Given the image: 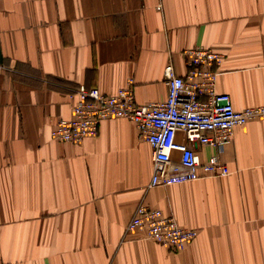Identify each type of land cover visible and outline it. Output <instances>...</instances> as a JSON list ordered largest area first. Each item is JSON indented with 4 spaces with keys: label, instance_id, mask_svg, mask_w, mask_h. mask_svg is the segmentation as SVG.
Here are the masks:
<instances>
[{
    "label": "crops",
    "instance_id": "obj_1",
    "mask_svg": "<svg viewBox=\"0 0 264 264\" xmlns=\"http://www.w3.org/2000/svg\"><path fill=\"white\" fill-rule=\"evenodd\" d=\"M224 58L215 91L264 105V0H0V264H264V121L234 129L228 175L147 189L152 150L128 119L79 145L50 138L79 86L164 101L184 50ZM201 162L216 153L197 149ZM197 237L172 251L125 235L135 207Z\"/></svg>",
    "mask_w": 264,
    "mask_h": 264
},
{
    "label": "built area",
    "instance_id": "obj_2",
    "mask_svg": "<svg viewBox=\"0 0 264 264\" xmlns=\"http://www.w3.org/2000/svg\"><path fill=\"white\" fill-rule=\"evenodd\" d=\"M183 54L187 68L184 76L175 75L171 64L164 68L167 96L161 102L137 104L131 78L112 95L79 86L69 95L72 116L57 121L51 140L79 145L96 137L103 121L128 119L152 150L148 190L227 176L220 158L224 147L233 140L236 127L252 120L264 121V105L237 111L228 94L215 91L224 60L221 54L201 46ZM201 147H210L216 153L201 162L197 152ZM134 232L172 251L183 250L197 237L196 230L181 228L172 215L164 216L143 201L135 207L125 235Z\"/></svg>",
    "mask_w": 264,
    "mask_h": 264
}]
</instances>
